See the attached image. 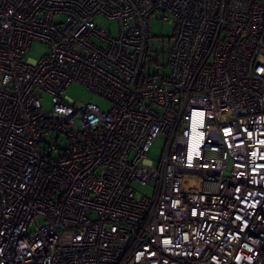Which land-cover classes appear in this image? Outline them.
<instances>
[{
    "label": "built area",
    "instance_id": "2783aa9c",
    "mask_svg": "<svg viewBox=\"0 0 264 264\" xmlns=\"http://www.w3.org/2000/svg\"><path fill=\"white\" fill-rule=\"evenodd\" d=\"M0 264H264V0H0Z\"/></svg>",
    "mask_w": 264,
    "mask_h": 264
},
{
    "label": "rangeland",
    "instance_id": "374dc122",
    "mask_svg": "<svg viewBox=\"0 0 264 264\" xmlns=\"http://www.w3.org/2000/svg\"><path fill=\"white\" fill-rule=\"evenodd\" d=\"M148 27L149 32L153 39H163L168 40L172 37L174 26L168 24L167 22H162L157 20L155 16L148 19ZM48 48L46 45L33 42L29 49L25 53V58L30 60H37L39 57L44 55L47 52ZM63 97L67 99L78 101V102H86V103H94L98 105L102 110H106L108 104L103 101L102 99L94 96L90 93L85 86L79 84H71L69 85L63 93ZM43 109L45 111L50 109V99L49 97H44L43 100ZM163 150V143L161 140L156 139L152 146L149 149L148 157L153 159L156 164L160 161L161 153ZM230 170V164L226 168V175H228ZM133 188L137 192V197L140 198L141 196L145 195L151 197L154 193V185H141L139 183H134ZM44 224V220L41 217H35L31 223L30 231H34L36 228Z\"/></svg>",
    "mask_w": 264,
    "mask_h": 264
}]
</instances>
